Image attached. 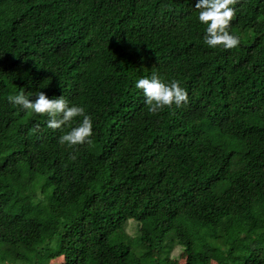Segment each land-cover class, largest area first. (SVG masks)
<instances>
[{
    "label": "trees",
    "instance_id": "16d2710c",
    "mask_svg": "<svg viewBox=\"0 0 264 264\" xmlns=\"http://www.w3.org/2000/svg\"><path fill=\"white\" fill-rule=\"evenodd\" d=\"M234 7L225 49L195 0H0V264H264V0ZM153 72L188 102L150 112ZM17 91L82 105L91 142Z\"/></svg>",
    "mask_w": 264,
    "mask_h": 264
},
{
    "label": "clouds",
    "instance_id": "9594fccd",
    "mask_svg": "<svg viewBox=\"0 0 264 264\" xmlns=\"http://www.w3.org/2000/svg\"><path fill=\"white\" fill-rule=\"evenodd\" d=\"M236 2L237 0H195V8L199 9L198 20L205 25L204 43L208 46L219 45L228 49L238 45L240 37L229 30L230 21L237 11L234 7ZM135 87L143 91L150 112L155 113L164 106H180L188 102L187 91L180 86L178 80L166 82L156 72L138 78ZM34 96V99H30L23 91H17L8 94L6 99L25 110L46 114V123L51 128H60L75 117H82L76 126L60 137V142L70 146L91 142L93 120L82 105L70 104L64 95L49 97L43 91H38Z\"/></svg>",
    "mask_w": 264,
    "mask_h": 264
},
{
    "label": "rangeland",
    "instance_id": "374dc122",
    "mask_svg": "<svg viewBox=\"0 0 264 264\" xmlns=\"http://www.w3.org/2000/svg\"><path fill=\"white\" fill-rule=\"evenodd\" d=\"M127 230L129 234L134 236L136 233V224L132 221L129 222ZM155 256H156L155 252H149L143 258H146V257L154 258ZM171 258L178 260L180 264H184L186 262L187 256H186V253L181 248L177 247L171 252ZM57 262H61V260L59 259ZM211 264H217V263L211 262Z\"/></svg>",
    "mask_w": 264,
    "mask_h": 264
}]
</instances>
